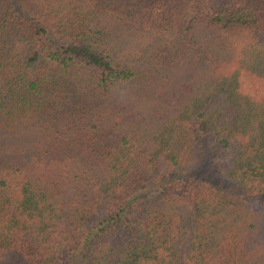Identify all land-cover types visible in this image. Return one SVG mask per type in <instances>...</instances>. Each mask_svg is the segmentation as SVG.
Segmentation results:
<instances>
[{
    "label": "trees",
    "instance_id": "obj_1",
    "mask_svg": "<svg viewBox=\"0 0 264 264\" xmlns=\"http://www.w3.org/2000/svg\"><path fill=\"white\" fill-rule=\"evenodd\" d=\"M258 217L264 0H0V264H264Z\"/></svg>",
    "mask_w": 264,
    "mask_h": 264
},
{
    "label": "rangeland",
    "instance_id": "obj_2",
    "mask_svg": "<svg viewBox=\"0 0 264 264\" xmlns=\"http://www.w3.org/2000/svg\"><path fill=\"white\" fill-rule=\"evenodd\" d=\"M257 220V225L250 241L251 243L253 242L256 246L264 247V218L261 219L260 217H258ZM250 241L248 245H251ZM256 249H259V247H256Z\"/></svg>",
    "mask_w": 264,
    "mask_h": 264
}]
</instances>
